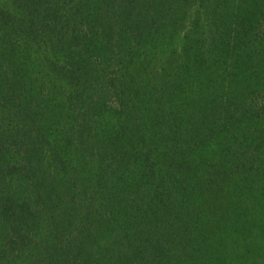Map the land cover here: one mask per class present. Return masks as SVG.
<instances>
[{
  "label": "trees",
  "instance_id": "trees-1",
  "mask_svg": "<svg viewBox=\"0 0 264 264\" xmlns=\"http://www.w3.org/2000/svg\"><path fill=\"white\" fill-rule=\"evenodd\" d=\"M0 264H264V0H0Z\"/></svg>",
  "mask_w": 264,
  "mask_h": 264
}]
</instances>
